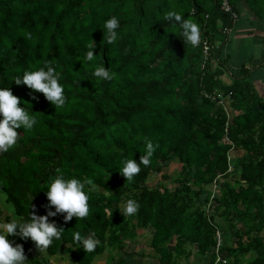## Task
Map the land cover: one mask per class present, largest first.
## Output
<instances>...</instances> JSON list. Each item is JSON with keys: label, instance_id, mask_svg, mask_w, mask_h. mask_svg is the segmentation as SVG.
Masks as SVG:
<instances>
[{"label": "trees", "instance_id": "trees-1", "mask_svg": "<svg viewBox=\"0 0 264 264\" xmlns=\"http://www.w3.org/2000/svg\"><path fill=\"white\" fill-rule=\"evenodd\" d=\"M228 1L237 13L242 0ZM243 1L264 24V0ZM173 10L199 25L198 47L185 41L178 23L164 20ZM113 16L118 38L108 44L104 25ZM231 23L218 0H0V88H9L37 119L31 130L17 129L16 145L0 153V194L11 209L0 204V217L5 211V222H24L33 210L55 211L46 207V191L58 174L91 179L95 186L85 187L87 218L49 217L64 231L46 251L39 252L31 239L8 236L13 246L23 245L27 264H44L63 245L77 264H91L105 250L113 262L115 250L127 253L125 240L136 229L149 228L158 264H181L192 254L189 247L204 264H221L218 256L228 264H264V97L243 64L230 74V84L220 79L227 68L217 41ZM203 42L210 47L207 58ZM90 43L95 58L86 61ZM46 62L64 87L62 109L14 82ZM98 66L113 79L96 78ZM147 141L158 146L151 165H140L128 182L122 162L139 163ZM234 150L242 156L231 159ZM175 160L180 176L172 190L145 186ZM129 199L140 205L131 217L122 212ZM76 231L95 234V251L86 253L74 242Z\"/></svg>", "mask_w": 264, "mask_h": 264}, {"label": "clouds", "instance_id": "clouds-1", "mask_svg": "<svg viewBox=\"0 0 264 264\" xmlns=\"http://www.w3.org/2000/svg\"><path fill=\"white\" fill-rule=\"evenodd\" d=\"M164 20L180 25L182 35L185 41L193 47H198L201 40L200 28L192 19H184L177 11H168L164 14ZM119 20L113 16L105 22L106 41L113 44L117 40V29L119 28ZM90 49L84 59L92 61L95 58L93 49L94 44H88ZM93 75L99 80H111L114 74L104 66L95 68ZM16 85H25L32 90L33 93H42L43 96L54 105L55 109H62L67 99L64 95V87L59 82V73L51 65L46 62L44 67L38 70L25 71L22 78L14 79ZM35 98V97H34ZM20 98L13 95L9 88H0V153H6L12 149L20 134L17 129L23 128L31 130L37 123L35 116L30 115L24 108L20 107ZM151 141L146 142L145 154L140 156L139 163L134 159L123 161V167L120 169L121 175L126 181L131 182L141 171L140 165L148 167L151 165L152 157L156 150ZM59 172V170H57ZM90 186V191H95V186L91 179L81 181L76 178L66 179L62 174H58L50 181L46 191L48 205L46 207L53 208L55 211H48L47 215H36L35 210L29 213V220L20 222L12 220L11 222H0V264H27V258L24 253L23 245L13 243L8 236H19L21 239H31L39 252L46 251L53 243V240H60L63 229L58 228L54 222H49V217L63 214L65 222L76 219H85L89 215V195L85 191V187ZM139 203L133 199L127 200L123 206L122 212L124 216H134L139 210ZM105 211L111 216L110 210ZM95 234L84 237L79 231L73 233L75 243L82 245L86 253L95 251L100 244L95 239ZM227 264V261L224 262Z\"/></svg>", "mask_w": 264, "mask_h": 264}, {"label": "crops", "instance_id": "crops-1", "mask_svg": "<svg viewBox=\"0 0 264 264\" xmlns=\"http://www.w3.org/2000/svg\"><path fill=\"white\" fill-rule=\"evenodd\" d=\"M237 20L231 24L229 36L218 38L219 58L226 62L227 72L221 76L224 84H230V74H236L240 65L251 69L250 81L255 91L264 97V65L261 55L264 50V24L255 19L244 1L237 3ZM230 71V72H229ZM223 104L229 107L224 99Z\"/></svg>", "mask_w": 264, "mask_h": 264}, {"label": "rangeland", "instance_id": "rangeland-1", "mask_svg": "<svg viewBox=\"0 0 264 264\" xmlns=\"http://www.w3.org/2000/svg\"><path fill=\"white\" fill-rule=\"evenodd\" d=\"M229 115L231 116L230 118H232L230 110ZM242 154V151L234 150L230 152L229 156L231 159H235L242 156ZM179 176L180 164L175 160L167 163L159 174L150 175L146 181L145 186L149 188L167 187L172 190V188L176 186L173 180L178 178ZM231 180H233V177H230V181ZM212 191L217 192V189H215V187L213 188V185ZM204 197L205 195H202L200 197L201 202H203V204L205 202ZM0 204H2L4 210H11L10 207L5 203V197L3 194H0ZM5 214L6 213L4 211L3 215L0 217V222H5V220L3 219ZM150 231V228L148 230L136 229V236L133 239L128 238L125 240L127 245V253L122 254L118 250H115V252L112 253L114 257L113 262H110V255L108 251L105 250L101 255L97 256L91 264H115V261L118 260H123L125 264H158L157 255L150 249L149 245L151 238ZM229 235L230 233L227 234L228 238L230 237ZM189 249H191L192 253L190 257L187 260L179 259L178 261L181 264H204L205 259L196 255L195 252L192 251V247H189ZM69 251L70 246L63 245V247H61L60 252L55 256L46 258L47 260L45 259L44 264H77L74 260L71 259ZM249 257L250 255H247V258Z\"/></svg>", "mask_w": 264, "mask_h": 264}, {"label": "built area", "instance_id": "built-area-1", "mask_svg": "<svg viewBox=\"0 0 264 264\" xmlns=\"http://www.w3.org/2000/svg\"><path fill=\"white\" fill-rule=\"evenodd\" d=\"M218 8L221 12H223L224 14L228 15L229 18H230V21L233 23L237 20L238 18V15L237 13L233 10L231 4L229 3L228 0H218ZM230 32V27H223L222 29H220V36L226 38L228 37L229 33ZM209 50H210V47L209 45L207 44V42H203V55L205 58H207L209 56ZM233 168L232 166L230 165L229 166V172L232 171ZM217 246L215 248V251L218 252L219 248H220V244H221V240L219 239V235H217ZM226 260H223L221 257H217V262H220L221 264H224ZM228 264V262H227Z\"/></svg>", "mask_w": 264, "mask_h": 264}, {"label": "water", "instance_id": "water-1", "mask_svg": "<svg viewBox=\"0 0 264 264\" xmlns=\"http://www.w3.org/2000/svg\"><path fill=\"white\" fill-rule=\"evenodd\" d=\"M263 65H264V63H263Z\"/></svg>", "mask_w": 264, "mask_h": 264}]
</instances>
